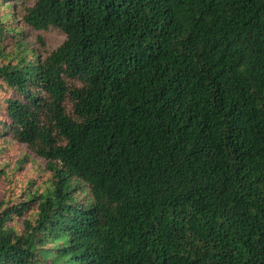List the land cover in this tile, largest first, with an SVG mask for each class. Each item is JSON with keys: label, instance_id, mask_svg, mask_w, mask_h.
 <instances>
[{"label": "trees", "instance_id": "trees-1", "mask_svg": "<svg viewBox=\"0 0 264 264\" xmlns=\"http://www.w3.org/2000/svg\"><path fill=\"white\" fill-rule=\"evenodd\" d=\"M32 1L0 165L11 138L45 180L0 200V264H264V0Z\"/></svg>", "mask_w": 264, "mask_h": 264}, {"label": "rangeland", "instance_id": "rangeland-1", "mask_svg": "<svg viewBox=\"0 0 264 264\" xmlns=\"http://www.w3.org/2000/svg\"><path fill=\"white\" fill-rule=\"evenodd\" d=\"M6 4H9L11 7H5ZM22 4L32 5V0H8L0 6V16L4 14L17 12L21 17L24 15L22 12ZM19 6L14 8L15 11L11 10L12 7ZM22 12V13H21ZM9 26L16 29V36L14 40H25L29 44V48L34 50V53L41 54L42 56H47L49 53L56 50L60 47L66 40V35L56 28H51L48 31H37L29 26H27L23 21L17 22L16 17H12V21L8 22ZM39 38H42L43 45L39 41ZM15 43L12 41H5V39L0 40V49L2 53L9 54L15 50ZM31 53L30 59L33 58ZM2 60L0 59V66ZM1 96H3V93ZM1 101V100H0ZM8 148L5 154H1L3 157L7 156L10 159H1V162L4 165H0V169L6 170L3 174H0V200L6 197L7 199L14 200L19 196L22 190L26 189L29 186L30 181L43 182L45 176L43 173L38 172L37 164L32 165V161L27 163H20L18 158H24L26 153L23 151V148L15 142L13 139L9 138L6 143ZM32 159L34 157H31ZM7 174V175H6Z\"/></svg>", "mask_w": 264, "mask_h": 264}]
</instances>
